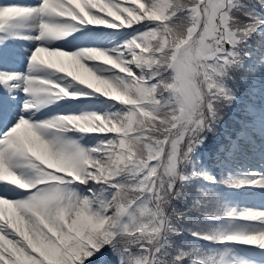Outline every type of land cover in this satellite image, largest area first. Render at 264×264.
I'll list each match as a JSON object with an SVG mask.
<instances>
[{
    "label": "snow or ice",
    "instance_id": "snow-or-ice-1",
    "mask_svg": "<svg viewBox=\"0 0 264 264\" xmlns=\"http://www.w3.org/2000/svg\"><path fill=\"white\" fill-rule=\"evenodd\" d=\"M86 28L132 34L52 47ZM0 88V264H264V205L236 199L264 192V0L3 3Z\"/></svg>",
    "mask_w": 264,
    "mask_h": 264
},
{
    "label": "rangeland",
    "instance_id": "rangeland-1",
    "mask_svg": "<svg viewBox=\"0 0 264 264\" xmlns=\"http://www.w3.org/2000/svg\"><path fill=\"white\" fill-rule=\"evenodd\" d=\"M37 0H0V4L3 3H23V4H37L36 2ZM94 32H98V29H93V28H86L84 29V37H86L84 39V37L81 38V42L79 44H75L74 46H70L67 50L70 51H75L80 47H103V48H110V47H114L116 46L117 43L122 42V40L120 38H114L111 36H108L107 38H100L98 36V33H94ZM123 35V33H122ZM60 45H52V47H59V48H63L65 49V47L63 46L64 42L60 41ZM9 46L12 49H16L18 50V54L23 55L24 57L21 58V60H19V69L18 68H11V66H8V69H10L11 71H16V72H27V67H28V57L31 54V51L34 50L35 48V44H33L31 41H27L24 40V42H10ZM99 68H103L104 66L102 65H96ZM101 74H105V75H111L112 73H101ZM42 75H46L49 76L53 79H55L57 82L62 83L64 86H68V84L70 83V78H65L62 79V77H59L58 74H56L55 76H52L51 73H42ZM79 86H77L78 88ZM72 92H75L77 89L76 88H70L69 89ZM5 90L2 88L1 89V93H3ZM21 96L18 95L17 99H20ZM26 99V98H25ZM18 101V100H17ZM60 103V101L58 102ZM20 104H23V102H18L15 106H19ZM59 110L55 109L54 113L52 114L51 117L47 118L50 119L54 116L57 115H79L82 113H86V112H99V113H105L107 111H109V109H106L104 106L102 105H98V103H94V104H86V105H78L75 104L73 102V100H69V99H65L63 102H61L59 105ZM47 119H40V120H47ZM87 141L91 142V143H95V139L88 137L86 138ZM241 171H246V169H244L243 166H241ZM20 195H22L21 193H19L18 191L13 190L12 192V196L13 198H17ZM238 202L245 204V205H249V206H255V205H264V196L262 198H259V200H254V199H248V198H239L237 199Z\"/></svg>",
    "mask_w": 264,
    "mask_h": 264
},
{
    "label": "trees",
    "instance_id": "trees-1",
    "mask_svg": "<svg viewBox=\"0 0 264 264\" xmlns=\"http://www.w3.org/2000/svg\"><path fill=\"white\" fill-rule=\"evenodd\" d=\"M130 33L132 34V32H130ZM131 34H130V35H131ZM130 35H128V37H129ZM128 37H127V38H128ZM108 107H109V109L112 110V109H113V104H109ZM117 107H118V106H117ZM238 118H239V115H238ZM229 123H231V121H229Z\"/></svg>",
    "mask_w": 264,
    "mask_h": 264
},
{
    "label": "bare ground",
    "instance_id": "bare-ground-1",
    "mask_svg": "<svg viewBox=\"0 0 264 264\" xmlns=\"http://www.w3.org/2000/svg\"><path fill=\"white\" fill-rule=\"evenodd\" d=\"M38 2H39V0H38ZM19 94L22 96V99H21L20 101H23L24 98H26L25 95H24V93L21 92V93H19ZM260 196H261V195H258L257 197H260Z\"/></svg>",
    "mask_w": 264,
    "mask_h": 264
}]
</instances>
